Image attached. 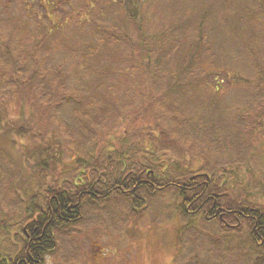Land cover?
I'll return each mask as SVG.
<instances>
[{
    "label": "trees",
    "instance_id": "obj_1",
    "mask_svg": "<svg viewBox=\"0 0 264 264\" xmlns=\"http://www.w3.org/2000/svg\"><path fill=\"white\" fill-rule=\"evenodd\" d=\"M36 2L21 3L49 18L78 0ZM82 3L69 20L129 56L117 70L121 94L101 105L68 88L65 70L47 69L41 28L7 24L14 42L0 34V216L20 244L0 264H45L59 234L85 220L118 232L144 216L152 226L177 223L171 264H264V48L247 54L245 70H230L218 44L231 10H244L233 37L264 19V0ZM93 8L110 22L93 23Z\"/></svg>",
    "mask_w": 264,
    "mask_h": 264
},
{
    "label": "rangeland",
    "instance_id": "obj_2",
    "mask_svg": "<svg viewBox=\"0 0 264 264\" xmlns=\"http://www.w3.org/2000/svg\"><path fill=\"white\" fill-rule=\"evenodd\" d=\"M22 1H26L27 7L35 10L36 0H0L1 35L12 39V28L7 24L18 27V24L26 21L29 24L24 26L26 30H31L32 26L41 28L44 47L39 49V54L50 58L47 69L59 70L60 68L67 72L68 88L73 90L78 87L82 91L84 88L86 97H91L96 106L115 98L116 94H121L123 86L117 70L126 64L129 66L130 62L124 60L125 56L129 57L128 51L124 44L109 46L103 44L90 24H78L75 19L69 20V14L75 13L72 10L83 6L82 0L55 8L52 15H48L49 18H44L43 12L34 17L31 13L25 12L26 9L21 3ZM45 1L47 3V0ZM92 11L94 13L92 22H97L96 25H99V21L103 18L106 20L105 22H110L108 21L107 10L99 11L93 8ZM238 12L241 15L244 14L242 6H237L235 10H231L230 19L227 20L222 30L224 37L218 40L226 61L224 67L230 70H245L242 65H247V62H243L247 59V54L250 56L251 53L259 55V51L264 48V19H260L261 21L250 19L242 26L237 35L230 37L227 34L231 26L239 25L236 17ZM262 16L264 17V15ZM51 18L54 24L63 26L59 31L51 30L49 22ZM6 20H9V23L8 21L6 23ZM82 22L84 21L82 20ZM17 34L19 35L16 29ZM79 39L86 40L90 47L89 57L86 59L89 66L84 67L82 58L78 56L77 52L82 47ZM14 40L12 39V42ZM6 41L10 42L9 40ZM34 41L35 37L32 42ZM33 46L34 43L31 42H27L24 46L26 58L33 57ZM88 46L85 45L84 48ZM245 48L248 49L246 52ZM128 66L125 67V70L128 69ZM126 73L128 72L126 71ZM133 80L135 81V79ZM224 86L223 95L230 98L233 94V88ZM240 91L241 89L237 90L236 93ZM166 200L168 201L169 198ZM108 212L112 214L109 209ZM0 221L3 222V227L0 228L1 262L7 259L8 248L18 249L20 244L18 242L19 235L15 229L10 227L9 219L0 216ZM102 221L101 224L93 227L85 220L82 224L73 226L71 228L73 231L60 233L56 250L44 257L45 264H171L176 251L177 223L175 221L160 226H152L148 222V217L144 216L138 221H128L124 228L118 232H112L107 221L105 219ZM66 256L70 258L68 263L64 262Z\"/></svg>",
    "mask_w": 264,
    "mask_h": 264
}]
</instances>
